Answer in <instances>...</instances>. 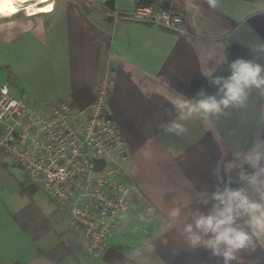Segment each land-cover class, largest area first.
Instances as JSON below:
<instances>
[{"label": "crops", "instance_id": "0c3cea01", "mask_svg": "<svg viewBox=\"0 0 264 264\" xmlns=\"http://www.w3.org/2000/svg\"><path fill=\"white\" fill-rule=\"evenodd\" d=\"M138 1L55 0L50 14L0 19V87L12 95L44 107L67 100L86 108L108 73L107 103L132 186L120 231L92 259L79 248L66 207L0 151V264H216L205 249L189 247L183 224L170 223L168 212L211 208L197 198L220 183L222 164L228 177L236 143L247 150L256 136L264 140V96L253 89L247 107L229 109L227 117L180 121L187 129L181 136L162 125L178 117L171 104L177 92L192 99L203 88L213 95L210 78L227 77L230 62L254 57L247 46L264 42V0H219L215 8L206 0H157L183 13L185 35L108 16ZM241 256L240 264H264V234Z\"/></svg>", "mask_w": 264, "mask_h": 264}, {"label": "built area", "instance_id": "2783aa9c", "mask_svg": "<svg viewBox=\"0 0 264 264\" xmlns=\"http://www.w3.org/2000/svg\"><path fill=\"white\" fill-rule=\"evenodd\" d=\"M33 14L19 8L15 14ZM123 21L185 35L183 13L171 6H136L108 15ZM110 79L106 72L96 83L94 102L76 108L67 100L48 106L23 100L0 87V151L25 178L66 207L68 224L80 232L79 248L99 259L117 234L129 209L132 186L127 183L129 155L108 107Z\"/></svg>", "mask_w": 264, "mask_h": 264}, {"label": "clouds", "instance_id": "9594fccd", "mask_svg": "<svg viewBox=\"0 0 264 264\" xmlns=\"http://www.w3.org/2000/svg\"><path fill=\"white\" fill-rule=\"evenodd\" d=\"M206 2L215 8L219 0ZM247 47L255 54L252 59L237 58L228 65L229 76L210 78L217 87L215 94L208 95L202 88L194 98L188 99L177 92L171 104L178 117L162 125L163 130L181 136L187 129L180 121L195 116L227 117L229 109L247 107L253 89L264 96V64L258 62L264 58V42ZM226 62L225 56L221 63ZM236 148L227 182L217 173L220 183L214 185V191L197 198L198 204L205 207L211 204L207 212L200 207L185 209L181 206L168 212L170 223L183 224V236L189 247L205 249L209 252V260H215L216 264H240L241 254L254 252L257 238L264 234V140L258 135L247 150L239 142ZM169 151L178 154L172 149ZM143 155L147 158L150 153L145 151ZM233 171L235 176L231 174ZM233 184L237 186L232 187Z\"/></svg>", "mask_w": 264, "mask_h": 264}, {"label": "bare ground", "instance_id": "6f19581e", "mask_svg": "<svg viewBox=\"0 0 264 264\" xmlns=\"http://www.w3.org/2000/svg\"><path fill=\"white\" fill-rule=\"evenodd\" d=\"M53 0H0V13L4 16L15 14L19 8L27 9L33 14L50 12Z\"/></svg>", "mask_w": 264, "mask_h": 264}, {"label": "trees", "instance_id": "16d2710c", "mask_svg": "<svg viewBox=\"0 0 264 264\" xmlns=\"http://www.w3.org/2000/svg\"><path fill=\"white\" fill-rule=\"evenodd\" d=\"M145 5H156L159 8H167L168 5L162 4L157 0H139L137 6H145Z\"/></svg>", "mask_w": 264, "mask_h": 264}, {"label": "water", "instance_id": "95a60500", "mask_svg": "<svg viewBox=\"0 0 264 264\" xmlns=\"http://www.w3.org/2000/svg\"><path fill=\"white\" fill-rule=\"evenodd\" d=\"M220 177L224 182H227L228 177L225 172V164H222L221 166ZM236 186H237L236 184L232 185V187H236Z\"/></svg>", "mask_w": 264, "mask_h": 264}, {"label": "rangeland", "instance_id": "374dc122", "mask_svg": "<svg viewBox=\"0 0 264 264\" xmlns=\"http://www.w3.org/2000/svg\"><path fill=\"white\" fill-rule=\"evenodd\" d=\"M53 6H54V9H55V0H53ZM53 11H54V10H53ZM53 11H52V12H53ZM52 12H51V13H52ZM49 14H50V13H49ZM19 15L22 16V14H19ZM42 15H44V14H42ZM22 17H24V16H22Z\"/></svg>", "mask_w": 264, "mask_h": 264}]
</instances>
